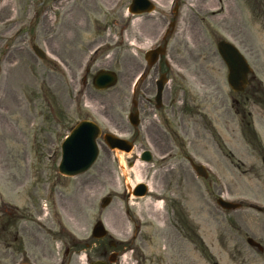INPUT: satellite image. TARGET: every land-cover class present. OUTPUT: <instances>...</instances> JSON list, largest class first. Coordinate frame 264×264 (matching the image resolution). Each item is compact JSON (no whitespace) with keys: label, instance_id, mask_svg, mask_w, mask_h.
I'll list each match as a JSON object with an SVG mask.
<instances>
[{"label":"rangeland","instance_id":"obj_1","mask_svg":"<svg viewBox=\"0 0 264 264\" xmlns=\"http://www.w3.org/2000/svg\"><path fill=\"white\" fill-rule=\"evenodd\" d=\"M67 1L0 0V264L107 259L108 239L91 235L98 220L122 241L114 264H264V252L247 243L251 237L264 247V0H196L203 9L193 4L191 27L171 42L169 56L188 60H179L189 68L176 79L197 111L189 152L171 148L163 160L166 149L152 150L151 163L130 167L138 143L115 154L99 141L97 162L75 177L58 172L65 137L83 119L116 134L117 124L128 126L130 82L145 65L144 51L157 44L144 17L123 23L111 0ZM221 39L234 42L254 69L243 93L228 84ZM33 44L48 58L38 59ZM90 59L87 75L79 66ZM102 68L119 80L99 91L92 79ZM84 75L86 84L76 83ZM187 156L205 165L208 178L196 175ZM141 181L150 192L128 200V188ZM108 195L113 201L103 209ZM220 197L245 206L223 210ZM136 225L146 259L128 247ZM157 229L165 240L161 258L151 261L157 241L147 240Z\"/></svg>","mask_w":264,"mask_h":264},{"label":"flooded vegetation","instance_id":"obj_2","mask_svg":"<svg viewBox=\"0 0 264 264\" xmlns=\"http://www.w3.org/2000/svg\"><path fill=\"white\" fill-rule=\"evenodd\" d=\"M58 1L60 0H55V2ZM78 1L79 0H68L67 2L78 3ZM111 1L110 9H114V5L118 6L119 1L121 0ZM152 1L155 3V11L153 13H145L140 16L144 17L150 24L149 28L151 31H156V39L161 37L168 44L173 39L179 42L183 31L185 29L186 31L189 30L192 25L190 17L194 14L192 8L190 7L191 0ZM126 4L127 2L122 4L119 10L122 11V22L130 25L133 17H140H137L128 11L124 12L123 10ZM193 4L198 10L203 9V7H198L199 3L197 1L196 4L195 2ZM125 14L129 16L128 19H126ZM181 23H184L183 28L181 27ZM151 26H154V29L151 28ZM121 35L127 39V37H125L127 34H125L123 30ZM169 60L161 57L156 65V71L153 73V68H149L148 71H146L144 78L137 84L136 87L134 84L135 78H133L130 82L128 114L134 116V120L138 122V125L134 126L129 117L128 126L123 124L116 125L119 135L123 137L128 136L129 141H131L134 145L138 143L141 150L147 149L145 146L148 145L157 152L166 149L165 152L163 151L164 154L173 147L185 149L194 145V139L198 131L197 121H192V116L197 113L196 108H194V98H186V89L182 88V84L176 79V76L179 75L180 71H185L189 68L187 66H181L179 64V60L180 62L188 60L184 57L179 58L174 56H170ZM94 65L95 64H92V67ZM83 70L84 66L81 62L79 71ZM154 75H157V77L153 78ZM85 80L86 77L83 79L84 83ZM159 85H163L160 101H158ZM187 116H189V123L187 121ZM172 128H174V130ZM176 129L178 131H176ZM186 140H188V142ZM125 148L126 145L123 146L122 149ZM128 197H132L129 190ZM139 238H142L140 226L136 225L135 232L132 235L131 241L128 242V246L133 248L135 252L141 254L142 257L146 259V255L143 253V250L146 249L144 239L141 240L140 245L136 244V241ZM164 240L165 231L161 229H157L149 240H147L149 242L157 241L156 250L149 253V259L151 261L154 259L159 260L161 258L159 242ZM115 243L116 247L113 249H115V251L119 254L122 251L120 249L121 244L118 242ZM100 253L102 256L107 255L106 250H101Z\"/></svg>","mask_w":264,"mask_h":264},{"label":"water","instance_id":"obj_3","mask_svg":"<svg viewBox=\"0 0 264 264\" xmlns=\"http://www.w3.org/2000/svg\"><path fill=\"white\" fill-rule=\"evenodd\" d=\"M145 0H135L134 5L131 10H134L138 6H145ZM151 8V7H150ZM143 11V9H142ZM141 10L139 12H142ZM40 56H44L38 47H35ZM219 52L221 53L226 65L229 69L228 82L230 87L235 92H243L247 85L249 84L248 75L253 72V69L245 59V57L239 52V50L227 41H222L219 43ZM164 53L163 48H159L155 51L149 52L147 54V59L150 64L155 63L159 53ZM117 82V76L111 71H101L94 79V85L98 89H106L115 85ZM101 136L100 128L92 121H82L80 122L71 132L70 136L65 140L63 144V155L60 164V172L74 176L87 171L92 164L96 161L99 148L97 145V139ZM105 141L111 147L117 146L119 143L124 142L123 139L117 138L112 134L105 135ZM131 150V147L128 148ZM145 154L144 159L150 160L151 156ZM195 169L202 175L207 176L206 172L202 167L194 165ZM145 191L142 190L143 195ZM110 203V198H106L103 201L102 206L105 207ZM219 203L227 209H235L240 207L239 204L225 202L222 199ZM107 235V231L102 224H97L93 230V236L95 238H103ZM248 242L257 246L262 250L261 245L255 242L253 239H249ZM110 261L114 262V256L110 257ZM91 264H107L102 261H96Z\"/></svg>","mask_w":264,"mask_h":264},{"label":"bare ground","instance_id":"obj_4","mask_svg":"<svg viewBox=\"0 0 264 264\" xmlns=\"http://www.w3.org/2000/svg\"><path fill=\"white\" fill-rule=\"evenodd\" d=\"M6 5V3L2 6V8ZM136 166H141V164L137 163Z\"/></svg>","mask_w":264,"mask_h":264}]
</instances>
